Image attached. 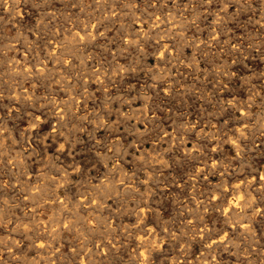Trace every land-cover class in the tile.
I'll return each instance as SVG.
<instances>
[{"label": "rangeland", "instance_id": "rangeland-1", "mask_svg": "<svg viewBox=\"0 0 264 264\" xmlns=\"http://www.w3.org/2000/svg\"><path fill=\"white\" fill-rule=\"evenodd\" d=\"M208 263L264 264V0H0V264Z\"/></svg>", "mask_w": 264, "mask_h": 264}, {"label": "bare ground", "instance_id": "bare-ground-1", "mask_svg": "<svg viewBox=\"0 0 264 264\" xmlns=\"http://www.w3.org/2000/svg\"><path fill=\"white\" fill-rule=\"evenodd\" d=\"M96 28V27H95ZM96 37V36H95ZM244 63V62H243ZM44 68V67H43ZM32 84V83H31ZM40 113V112H39ZM246 129V128H245ZM187 147V146H186ZM206 148V147H205ZM63 152V151H62ZM105 159V158H104ZM192 165V164H191ZM207 178V177H206ZM208 181V180H207ZM235 181V180H233ZM226 183V182H224ZM245 184V183H244ZM246 185V184H245ZM251 185V184H250ZM244 186V185H243ZM246 189V188H245ZM237 190V189H236ZM241 190V189H240ZM247 190V189H246ZM238 191V190H237ZM229 192V191H228ZM240 193V192H239ZM247 197V196H246ZM225 199V198H224ZM242 199V198H241ZM256 199V198H255ZM206 200V199H205ZM250 200V199H249ZM220 201V200H219ZM226 201V200H225ZM247 202V201H246ZM244 205V204H243ZM242 208V207H241ZM235 210V209H234ZM236 211V210H235ZM250 213V212H249ZM234 214V213H233ZM250 215V214H249ZM246 216V215H245ZM248 216V215H247ZM243 218V217H242ZM245 220V219H244ZM251 223V222H249ZM77 224V223H76ZM238 228V227H237ZM241 229V228H240ZM166 230V229H165ZM246 230V229H245ZM237 231V230H236ZM148 234V233H147ZM262 234V233H261ZM213 241V240H212ZM94 244V243H93ZM72 246V245H71ZM106 247V246H105ZM144 253V252H143ZM221 256V255H220ZM228 257V256H227ZM94 259V258H93ZM96 260V259H95ZM209 264V263H208Z\"/></svg>", "mask_w": 264, "mask_h": 264}]
</instances>
